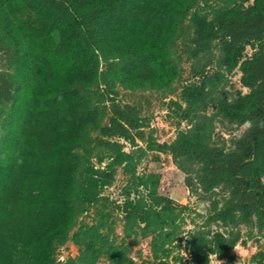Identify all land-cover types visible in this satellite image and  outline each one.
I'll use <instances>...</instances> for the list:
<instances>
[{
    "label": "trees",
    "instance_id": "obj_1",
    "mask_svg": "<svg viewBox=\"0 0 264 264\" xmlns=\"http://www.w3.org/2000/svg\"><path fill=\"white\" fill-rule=\"evenodd\" d=\"M190 4V0H6L9 12L0 16L4 30L0 43L12 51L18 68L15 76L0 71V108L15 100L20 103L7 155H18L23 163L6 172L8 180L0 188V264H54V246L64 242L74 216L95 203L100 188L112 180V172L85 165L74 153L88 143L89 131L100 127L89 91L97 83L98 54L133 59V65L120 70L121 78L132 85L167 83L175 75L167 48L177 20ZM16 7L36 18L30 36L17 39L12 34L10 17L17 16ZM196 21L201 37L221 40L225 66L240 64L242 83L249 89L225 113L254 124L238 140L235 152L208 151L201 157L214 177L229 178L235 192L250 201L246 208L264 217V129L255 126L264 119V0L219 12L211 21ZM18 40L34 51L28 67ZM252 41L257 49L244 59L245 46ZM116 113L101 131L132 139L135 126L129 114ZM28 120L34 134L20 149V129ZM150 200L151 206L140 212L142 221L149 223L154 217L167 225L178 218V207L167 196L152 192ZM234 245L220 232L210 242L199 237L190 242V259L181 258L177 264H211L210 255L232 263ZM256 259L264 264L261 254Z\"/></svg>",
    "mask_w": 264,
    "mask_h": 264
},
{
    "label": "rangeland",
    "instance_id": "obj_2",
    "mask_svg": "<svg viewBox=\"0 0 264 264\" xmlns=\"http://www.w3.org/2000/svg\"><path fill=\"white\" fill-rule=\"evenodd\" d=\"M190 2L167 48L175 71L167 83L132 85L121 78L120 70L133 65V59L98 54L97 83L89 91L100 127L91 129L88 143L74 153L85 165L112 172V180L100 188L95 203L74 216L64 242L54 246V264H152L160 260L177 264L181 258L190 259L191 241L201 237L210 242L217 232L234 242V260L229 263L210 255L211 264H257L259 254L264 262V217L246 208L245 202L250 201L235 192L229 178L214 177L201 157L208 151L227 155L237 150L236 137L246 132L245 122L225 110L249 89L242 83L240 64L225 66L221 40L201 37L196 20L211 21L219 12L251 6L254 0ZM2 11L8 16L6 0H0V16ZM15 12L17 16L10 17L12 34L17 39L30 36L37 26L34 14L19 7ZM23 44L21 54L28 67L34 51ZM6 49L0 43V71L15 76L16 58ZM256 49V42L247 44L244 59ZM17 105L15 100L0 108V126L7 129V135L0 138V188H5L6 172L17 167L18 155H7L17 126ZM117 110L126 111L133 121L130 140L101 131L110 126ZM31 128L29 120L23 122L20 149L29 144L34 134ZM261 181L264 185V176ZM152 192L174 202L176 220L167 225L154 217L149 223L142 221L140 212L151 206Z\"/></svg>",
    "mask_w": 264,
    "mask_h": 264
},
{
    "label": "clouds",
    "instance_id": "obj_3",
    "mask_svg": "<svg viewBox=\"0 0 264 264\" xmlns=\"http://www.w3.org/2000/svg\"><path fill=\"white\" fill-rule=\"evenodd\" d=\"M254 124H253V121L249 120V121H245V124H244V127L246 129H251L253 128ZM255 126L256 127H259L260 129H264V119H260V120H257L255 122ZM0 133H2L3 135L0 136V138H3V136H6L7 135V129L3 128L2 126H0ZM243 135L242 134H238L236 139L237 140H240V139H243ZM23 163V158L21 157L20 159L17 160V164H22Z\"/></svg>",
    "mask_w": 264,
    "mask_h": 264
}]
</instances>
